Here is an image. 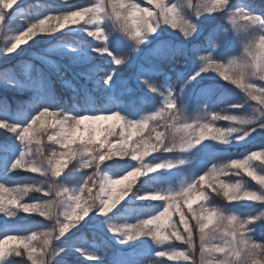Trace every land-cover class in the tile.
Returning a JSON list of instances; mask_svg holds the SVG:
<instances>
[{
	"label": "snow or ice",
	"instance_id": "obj_1",
	"mask_svg": "<svg viewBox=\"0 0 264 264\" xmlns=\"http://www.w3.org/2000/svg\"><path fill=\"white\" fill-rule=\"evenodd\" d=\"M25 7L23 0H0V30L15 33L0 48V61L18 59L26 51L21 45L35 37L57 40V32L79 25L69 32L82 39L57 48L82 82L64 100L51 75L32 65L22 66V76L5 68L0 77L5 93L29 94L15 110L0 106V129L13 134L11 145H0V264H109L108 243L148 246L152 259L142 264H163L156 259L163 257L264 264V145L219 167L208 155L212 141L239 147L264 137V3L87 0L46 9L13 29ZM228 85L255 104L210 107L211 96ZM17 169L43 179L6 186ZM241 171L258 187L220 179ZM30 191L45 199L24 201ZM212 192L226 203L216 204ZM128 197L149 202L151 211L136 223H118L113 210ZM18 212L43 219L17 229ZM86 230L105 239L82 244Z\"/></svg>",
	"mask_w": 264,
	"mask_h": 264
},
{
	"label": "trees",
	"instance_id": "obj_2",
	"mask_svg": "<svg viewBox=\"0 0 264 264\" xmlns=\"http://www.w3.org/2000/svg\"><path fill=\"white\" fill-rule=\"evenodd\" d=\"M87 0H23L25 7V17L18 18V20L12 24V28H18L22 24L26 22V19L38 16L41 13H43L46 9L54 8L58 10H63L68 7H70L73 4L78 3H86ZM252 3L256 5H260L264 3V0H251ZM83 23V21L81 22ZM79 27V25H68L65 29L60 30L55 35L59 37L57 40H51L50 37L44 38L41 40V37H35L33 40L29 41L28 44L21 45L22 48H24L26 51L22 52L20 57L16 60H9L7 62L0 61V77L4 74L5 68L9 69L11 73L16 74L17 76H22V66L24 64L32 65L34 68L40 69V66L38 64H30L27 62L28 54L34 55L36 58L37 51L41 49H45L51 53H53L57 59L55 61L57 64L53 63H45L44 59L41 60L37 59L38 61L44 62V64L49 65L50 69L47 70V73L51 75L52 79V85L54 88V91L56 92L58 97H63L64 100H69L72 96V89L73 87H78L79 84L82 82L81 80H78L75 77V73L79 71L78 68L69 67L68 62L65 58H63L59 54V49L57 48V45L61 43H78L82 39V34L79 33H70L69 29ZM15 34L12 31H3L0 30V48L4 46L5 40L8 36ZM36 40H41L40 43H36ZM88 40L92 43H100L99 41H95L93 38H88ZM19 51V49L17 50ZM12 56H15V53L11 54ZM99 55V54H95ZM37 61V62H38ZM101 65H103V60L98 61ZM102 75V72L100 73ZM226 83V82H225ZM228 87H231L232 89H235L234 86L228 85ZM238 91V97L234 101L238 100L242 103H248V104H255L253 101H249L248 98L245 96L244 93L240 92L238 89H235ZM29 100V94L27 93H14V92H7L5 93L2 88H0V106H3L4 104H7L12 110H15L19 105H26ZM84 99L82 98L79 103L81 105L84 104ZM107 102V101H106ZM227 103L225 102L224 105H221L218 107L217 111L220 109L226 108ZM234 114L244 115L246 114V111L241 110H232ZM219 126H228L229 122L227 121H219L217 122ZM12 133L7 132L5 129H0V145L4 143H8L11 145L12 143ZM210 143H213L215 146L212 148L216 156L213 157V162L219 167L222 166L225 162L226 157L228 156H239L241 153L246 152L248 149L252 150H259L261 145H264V137L256 136L254 140H251L247 145L239 146V147H232L227 145H220L218 142L212 141ZM228 154V155H225ZM157 155V154H154ZM255 163H259L258 161ZM235 171V170H234ZM43 178L39 176L37 173H29L24 171L23 169H17L16 172L10 174V176L7 178L6 186L15 188L17 186H23L28 183H37L41 181ZM221 180H224L226 183L231 182H237V181H243L246 182L249 186L255 188L258 187L254 181L251 180L250 177H247L242 171L239 175H230V176H220ZM5 178L3 175V172L0 171V182H4ZM211 191V190H210ZM213 197H215V202L218 205H224L226 201L221 196H216L215 192H212ZM45 199L43 197L42 193H38L35 191H30L27 193V195L24 197V201L27 202H35ZM22 201V202H24ZM147 203L149 202H142V201H131L130 197L125 198L124 201H121V204L117 206V210L114 209L113 211L119 213V215L116 217V222L118 223H136L138 218L141 215H144L146 211H151V209H148L146 207ZM233 203H243V202H233ZM111 215V214H110ZM19 219L12 218L13 219V226L17 229H25L28 227L36 226L37 222L42 220L43 218L39 216L38 212L33 213H24V212H18ZM3 219H5L4 214L0 213V223H2ZM175 219V218H174ZM102 239H105L103 233L98 232H92L90 230H86L85 233L82 235V238L80 240V243L85 245H91L93 243H100ZM130 244L132 242H129ZM167 242L164 245H155L151 244V247H167ZM178 243V242H177ZM12 247H15V244L11 245ZM148 250V246H141L137 247L134 251L130 249L128 246H118L111 243H108L106 245H103V252L108 260L109 264H119V261L127 259L129 261V264H142V262L152 259L150 255H146V252ZM21 251H23V248H21ZM20 259V258H15ZM26 260V256L24 258ZM75 259V257H69V260ZM83 259V258H81ZM161 261H163V264H177V262L174 261H168L166 257L163 258H156ZM86 264H94L92 261H87ZM180 264H183V262H180Z\"/></svg>",
	"mask_w": 264,
	"mask_h": 264
},
{
	"label": "rangeland",
	"instance_id": "obj_3",
	"mask_svg": "<svg viewBox=\"0 0 264 264\" xmlns=\"http://www.w3.org/2000/svg\"><path fill=\"white\" fill-rule=\"evenodd\" d=\"M41 58H43L44 60H52V61H54L53 63L57 64L55 62V61H57L55 55L53 53L45 50V49H41L40 51L38 50L36 58L34 57L33 53L28 54L27 62L30 64H36V65L39 63L38 66H40V69L47 72V70L50 69V67H49V65L44 64V62L38 61L39 59L41 60ZM228 89H230V90H223L221 93H214L211 96L210 101H209L210 107H214L217 110L218 107L221 105H224L225 102L234 101V98L236 99L238 97V91L237 90L232 89L231 87H228ZM246 112H250V109H247ZM165 155H168V154H165ZM176 155L179 156L180 154L177 153ZM208 155L212 156V158H213L216 156V153L211 148L208 152ZM225 155H228V154H225ZM187 174H189V169L187 168V166H185V171H184L183 175H187Z\"/></svg>",
	"mask_w": 264,
	"mask_h": 264
}]
</instances>
